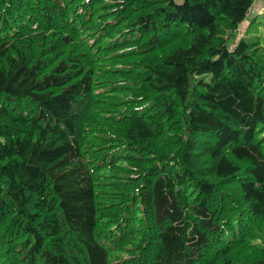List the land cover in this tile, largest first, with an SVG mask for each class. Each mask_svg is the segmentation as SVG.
<instances>
[{
	"label": "trees",
	"instance_id": "obj_1",
	"mask_svg": "<svg viewBox=\"0 0 264 264\" xmlns=\"http://www.w3.org/2000/svg\"><path fill=\"white\" fill-rule=\"evenodd\" d=\"M253 2L0 0V264H264Z\"/></svg>",
	"mask_w": 264,
	"mask_h": 264
},
{
	"label": "rangeland",
	"instance_id": "obj_2",
	"mask_svg": "<svg viewBox=\"0 0 264 264\" xmlns=\"http://www.w3.org/2000/svg\"><path fill=\"white\" fill-rule=\"evenodd\" d=\"M264 0H254L245 20L238 26L232 38L233 42L238 40L242 35H246L245 31L252 21L248 29L247 35H255L264 38V15H259L263 11Z\"/></svg>",
	"mask_w": 264,
	"mask_h": 264
},
{
	"label": "bare ground",
	"instance_id": "obj_3",
	"mask_svg": "<svg viewBox=\"0 0 264 264\" xmlns=\"http://www.w3.org/2000/svg\"><path fill=\"white\" fill-rule=\"evenodd\" d=\"M192 146V145H191ZM201 147V146H200ZM204 148V147H203ZM197 149H198V147H197ZM193 151V150H192ZM187 152V151H186ZM195 152V151H194ZM192 154V153H191ZM207 155V154H206ZM202 155H200V157H201ZM198 157V156H197ZM193 158V157H192ZM199 158V157H198ZM209 158H211L210 156H209ZM213 158V157H212ZM206 159H208V158H206ZM198 160V159H197ZM214 160V159H213ZM200 161V160H199ZM198 162V161H197ZM185 164V163H184ZM183 164V165H184ZM212 164V163H211ZM186 165V164H185ZM187 166V165H186ZM192 166V165H191ZM216 166V165H215ZM184 167V166H183ZM189 167V166H188ZM186 169H188L187 167H186ZM193 169V168H192ZM191 170V169H190ZM194 170H195V168H194ZM213 171V170H212ZM210 172V171H209ZM214 172V171H213ZM206 174H208V173H206ZM192 175V174H191ZM213 175V174H212ZM211 174H210V176H212ZM202 176V175H201ZM215 176H217V175H215ZM179 177V176H178ZM218 179V178H217ZM199 181V180H198ZM212 181V180H211ZM214 181V180H213ZM219 182V181H218ZM212 184V183H211ZM239 184V183H238ZM235 186H236V184H234ZM234 186V187H235ZM216 186H214V188H215ZM231 190V189H230ZM119 199V198H118ZM119 201V200H118ZM120 204V203H119ZM256 216V215H255Z\"/></svg>",
	"mask_w": 264,
	"mask_h": 264
}]
</instances>
